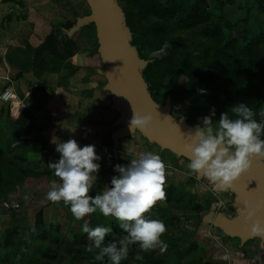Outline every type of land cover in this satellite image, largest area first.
Returning a JSON list of instances; mask_svg holds the SVG:
<instances>
[{
	"label": "rangeland",
	"instance_id": "rangeland-1",
	"mask_svg": "<svg viewBox=\"0 0 264 264\" xmlns=\"http://www.w3.org/2000/svg\"><path fill=\"white\" fill-rule=\"evenodd\" d=\"M147 0H115L117 8L121 13L128 15V24L124 25L132 30L131 37L137 42L135 48L139 55L150 56V53L160 48V44L167 42L169 45L174 38L184 41V48L177 51L178 60L182 55L193 53L198 50L195 43L197 35L193 32L181 31L176 29L172 23L165 26L164 37L153 38L150 29L153 19H144V3ZM164 7L171 3H176L188 13L195 0H157ZM207 3L208 11L213 15V21L223 26L225 20L233 21L234 32L225 31L228 40L234 37H244L249 40L259 32L264 34V14L259 6V13L253 12L249 6L264 0H237L233 8L218 10V3L226 0H203ZM233 2V0H232ZM257 3V5H258ZM225 6V4H224ZM256 8V7H253ZM88 11L84 10L87 14ZM231 16L230 19L226 16ZM241 24V25H240ZM239 29V30H237ZM93 40L87 43V50L95 51ZM86 43V42H85ZM264 52V48L262 49ZM100 66V61L97 62ZM176 67V63H172ZM163 62L154 63L148 70V80L158 89L156 99L160 106L166 93L167 70L171 69ZM179 83L186 82L185 77L180 76ZM187 108L181 101H175L171 106V115L181 118ZM116 128L112 127L107 134ZM10 128L9 137L3 140L0 135V264H94L93 252L86 251L91 243L86 233H83L81 226L84 220L88 221L89 227L97 225H110L112 221L119 222L113 217H105L99 211L86 215L81 220H76L69 210V206L63 201H50L42 208L47 239L37 240L34 236V216L35 208L32 207L35 197L47 193L50 190V182L59 178L53 175V170L48 167L49 162L59 158V153L55 151L53 140L66 141L65 134L60 132H50L45 134L39 130L29 128L22 132L12 131ZM53 133V134H52ZM50 137V138H49ZM106 149L108 152V163H103L105 159L101 157V167L103 165H113L114 160L128 161L138 158L143 153L141 149L120 143L113 152L111 140ZM139 141V136L135 145ZM129 147V148H127ZM100 151L96 150V153ZM101 153V152H100ZM120 157V159H119ZM187 164L181 160L176 162V171L166 172L164 185L174 186L179 190L172 197L166 200L157 201L148 215L151 218L162 220L166 226V232L161 239L167 245L162 249L157 245L151 250L144 251L136 245L129 248L128 258L122 264H259L258 251L260 241L252 239L241 245L237 239L225 237L219 229L213 228L202 222L203 218L209 214L221 213L224 217L232 219L237 215L232 204L234 195L227 190L214 192L213 187L207 178L202 177L199 181L194 180L193 175L187 169ZM167 165V164H166ZM101 169V168H100ZM171 170V167H167ZM116 175L113 168L109 172H103L94 190L101 191ZM167 187V186H164ZM177 187V188H176ZM7 205H21L22 208L15 215L14 220ZM13 223L17 227V236L14 238V247L11 249L3 248L4 234L9 230ZM123 233L113 236L118 238ZM113 236L110 238L112 239ZM51 249L57 256L53 260L43 258V251ZM137 256L140 259H137ZM95 264H99L95 262Z\"/></svg>",
	"mask_w": 264,
	"mask_h": 264
},
{
	"label": "clouds",
	"instance_id": "clouds-1",
	"mask_svg": "<svg viewBox=\"0 0 264 264\" xmlns=\"http://www.w3.org/2000/svg\"><path fill=\"white\" fill-rule=\"evenodd\" d=\"M169 46L165 42L150 56L162 58L167 55ZM258 115L259 120L257 113L244 101L230 106L215 121L216 111L211 109L187 136L185 150L191 157L187 164L189 172L207 178L213 189L231 188L250 167L253 156L264 158V112ZM167 117L171 119V116ZM152 121L151 114L133 112L130 130L133 133L136 129L146 131ZM53 143L59 158L49 162L48 167L59 179L50 182L47 199L63 201L76 220L97 211L105 217L111 216L119 222L118 227L123 233L118 238L106 239L113 234L110 225L89 227L88 221L84 220L81 230L91 241L86 251H94V264H122L132 245L144 251L157 245L162 249L167 247L161 239L166 232L164 222L148 215L157 201L166 198L164 184L168 166L159 154L146 152L126 165H114L116 175L103 190L91 195L101 168V157L96 153L95 145L82 146L73 138L53 140ZM257 211L247 206L241 211L243 222L246 226L250 224L253 235L264 234V221L255 219Z\"/></svg>",
	"mask_w": 264,
	"mask_h": 264
},
{
	"label": "crops",
	"instance_id": "crops-1",
	"mask_svg": "<svg viewBox=\"0 0 264 264\" xmlns=\"http://www.w3.org/2000/svg\"><path fill=\"white\" fill-rule=\"evenodd\" d=\"M234 3L237 0H233L231 5L226 4L223 12L233 8ZM257 3L249 6L254 13L259 10ZM84 10L88 11L87 14ZM88 14L84 0H18L7 3L0 0V135L3 140L9 137L10 128L16 132L32 128L43 135L47 130L54 134L60 132L66 139L73 138L82 146L94 144L95 149L101 152L97 154H103L105 158L103 163H108L106 149L110 137L107 131L113 127L118 114L111 109L109 93L103 90L105 79L98 74L102 65L97 54L94 26L82 27L71 36L67 35L68 30L56 28L58 25H73L79 17ZM226 16L231 21V16ZM233 28L231 32L236 29ZM51 33L56 41L65 33L74 43L77 53L60 60L49 52H43L40 59L46 69H40L33 65V53ZM90 40L95 45L94 52L87 50ZM10 109H25L33 118L25 128H19L8 117ZM137 136L142 145H135ZM123 142L137 148V151L141 149L143 154H159L171 167L168 173L172 169L177 170V160L189 163L156 145H147L139 134L133 139L120 141ZM120 162L125 165L124 161ZM164 186H167L165 189L171 185Z\"/></svg>",
	"mask_w": 264,
	"mask_h": 264
},
{
	"label": "trees",
	"instance_id": "trees-1",
	"mask_svg": "<svg viewBox=\"0 0 264 264\" xmlns=\"http://www.w3.org/2000/svg\"><path fill=\"white\" fill-rule=\"evenodd\" d=\"M2 1L7 3L17 2L18 0ZM232 3V0H226L218 3L217 8L221 11L224 4L231 5ZM258 6L264 14V1H259ZM143 7V18L154 20L150 26L153 38L164 37L165 26L169 23H172L178 30L193 32L197 35L195 43L198 45V50L180 56L178 69L176 52L184 48V41L180 38L172 39L169 48L166 50L167 55L162 58H153L137 53L140 59L147 61L142 74L148 84V94L157 104H159L156 99L158 89L148 80L147 73L154 63L163 62L172 67L167 70L166 93L162 99V104L166 98L170 99L171 106L175 101L183 102L187 110L181 117L185 118L189 126L200 124L201 118L208 115L213 108L216 111L214 121L218 120L222 112L241 101L246 102L253 108L257 113L256 119H260L258 114L264 112V52L262 50L264 48V34L262 32L249 40L244 37H234L228 40L225 31H231V23L228 20L224 21L223 26L215 23L213 15L208 11L207 3L203 0H195L188 13L176 3L164 7L157 0H147ZM124 17L129 26L128 15ZM73 25H58L56 28L69 30ZM129 32L133 34L130 28ZM129 44L136 47L137 42L131 37ZM162 45L160 44V47ZM43 52H49L60 60H66L77 53V48L65 33L58 41L53 39L51 33L33 53V65L40 69H46L40 59ZM172 63H176V67ZM180 76L185 77L186 82L184 84L179 83ZM201 89L204 90L203 93L200 92ZM8 117L19 128H25L29 120L33 118L31 113L25 109H17L16 111L10 109ZM145 142L150 145L146 140ZM116 164L122 163L116 159L113 165H103L99 170L100 178L103 176V172H109ZM98 182L102 183L100 180ZM94 190L90 193L91 195H95ZM164 190L166 192L165 200L172 197L176 191H179L173 186ZM35 198L36 201L32 204V207L35 208L34 236L37 240L45 241L47 232L42 208L50 201L47 199V193L40 194ZM21 208V205H7L13 220ZM111 227L113 234L106 237V239L122 232L114 221H112ZM16 236L17 227L13 223L12 227L4 234L3 248H13ZM42 255L47 260H53L57 256L56 252L51 249H45Z\"/></svg>",
	"mask_w": 264,
	"mask_h": 264
},
{
	"label": "water",
	"instance_id": "water-1",
	"mask_svg": "<svg viewBox=\"0 0 264 264\" xmlns=\"http://www.w3.org/2000/svg\"><path fill=\"white\" fill-rule=\"evenodd\" d=\"M84 1L89 14L79 17L67 35L71 36L87 25L94 26L97 54L102 65L98 74L106 81L103 90L110 95L111 109L118 114L113 123V127L117 128L110 134L115 156L119 142L131 139L138 133L148 143L190 161V153L185 150V143L188 142L189 133L199 124L191 127L184 117H173L169 98L160 106L149 96L148 84L142 74L147 61L140 59L135 48L130 46L131 34L124 25V16L117 8L115 0ZM133 112L153 116L146 131L136 129L133 133L130 130L129 122ZM167 116H171L173 120ZM201 178L202 176L196 175V180ZM224 190L234 195L232 206L237 215L228 219L221 213H211L202 222L219 229L227 238L237 239L241 245L258 239L259 264H264V234L253 235L250 224L246 226L241 215V211L247 206L258 209L255 219L264 221V158L253 156L250 167L233 182L231 188L213 189L214 192Z\"/></svg>",
	"mask_w": 264,
	"mask_h": 264
}]
</instances>
